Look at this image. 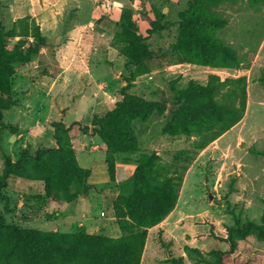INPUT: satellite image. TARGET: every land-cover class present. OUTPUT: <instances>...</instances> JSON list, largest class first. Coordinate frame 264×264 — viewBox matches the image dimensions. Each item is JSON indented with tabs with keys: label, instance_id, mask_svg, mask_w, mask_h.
<instances>
[{
	"label": "rangeland",
	"instance_id": "374dc122",
	"mask_svg": "<svg viewBox=\"0 0 264 264\" xmlns=\"http://www.w3.org/2000/svg\"><path fill=\"white\" fill-rule=\"evenodd\" d=\"M31 2L0 0V48L26 59L12 64L16 105L3 111L0 219L21 230L65 234L86 221L110 225L99 235L120 236L114 203L134 193L145 163L142 192L149 200L158 192L146 186L149 179L168 178L179 188L175 209L147 230L141 264H264V0H98L87 27L54 39L29 16ZM190 21L198 24L193 34ZM200 36L210 39L211 54L193 60L200 52L191 38ZM211 77L226 83L222 93L235 90L237 104L244 89L246 105L239 122L201 149L190 131L210 126L217 121L213 107L226 112L231 103L219 96L212 104L198 94ZM126 96L165 110L128 117L137 148L111 155L115 173L108 181L109 150L96 130ZM60 139L80 167L95 172L98 183L86 196L87 178L71 169L67 154L55 152ZM25 150L32 158L51 152L5 177L7 158L16 163ZM69 194L79 196L69 203ZM84 197L85 213L78 205ZM20 254L0 228V264Z\"/></svg>",
	"mask_w": 264,
	"mask_h": 264
},
{
	"label": "trees",
	"instance_id": "16d2710c",
	"mask_svg": "<svg viewBox=\"0 0 264 264\" xmlns=\"http://www.w3.org/2000/svg\"><path fill=\"white\" fill-rule=\"evenodd\" d=\"M216 4L227 2L229 0H208ZM21 19L15 22V25L24 22ZM200 23H208V19H201ZM197 23L190 21L188 30L194 33ZM15 36V35H13ZM42 38V37H41ZM39 38V39H41ZM0 39L2 35L0 34ZM45 40L44 37L41 39ZM191 42L200 53L194 55L193 60H201L210 55V47L207 37H192ZM22 53L16 49L7 51L0 48V93L6 96V99H0V136L4 125L3 111L15 106L16 103L11 99L12 77L14 75L12 64L16 61H25ZM226 83L220 82L217 77H211L207 87H199L198 94L202 98L208 99L212 104H216L221 96L231 101L228 111L221 112L213 106V113L216 114L215 120L210 126L203 125L202 129H193L200 138L199 147L204 149L210 143L219 138L225 131L239 122L245 111V90L242 89L240 102L237 104L238 95L234 89L222 93V88ZM217 100V101H216ZM220 102V101H219ZM157 110L159 113L164 112L165 108L159 104L147 103L139 98L125 97V102L119 105L114 111L109 112L99 122L100 129L96 130L99 136L107 144L109 153L106 157L108 173L110 180H114L115 164L111 155L120 151L133 152L137 148L135 136L129 125L126 124L130 115L141 116L146 119ZM203 110L196 112L195 116H202ZM193 119V114L188 116ZM122 125V129H119ZM61 130L67 128L62 125ZM59 150L55 151L60 154H67L66 160L69 162L71 169L78 174L84 175L87 180L90 177V171L80 167L74 157L73 150L68 147V143L59 140ZM28 150L22 152L18 162L14 163L7 158L5 167V177L19 172L27 171L29 161L39 163L44 153H50V150H42L34 158L28 156ZM142 163L141 167L135 174L136 189L130 198L119 197L114 203L115 222L119 226L122 236L111 238L106 235L88 234L83 228L78 229L73 234L54 231H38L34 229H18L14 225L5 224L0 219V228L6 229L14 240L15 249L20 251L18 259H14L11 264H141L142 256L146 246L147 230L161 223L176 207L178 201L179 184L174 183L171 179H149L146 186L155 185L158 192L149 200V195L142 192V177L146 167ZM91 186H84V196L89 194ZM53 190L49 187L48 193ZM79 195H67L65 200L69 203L75 201ZM13 249V247H12ZM187 251L192 249L187 247Z\"/></svg>",
	"mask_w": 264,
	"mask_h": 264
},
{
	"label": "crops",
	"instance_id": "0c3cea01",
	"mask_svg": "<svg viewBox=\"0 0 264 264\" xmlns=\"http://www.w3.org/2000/svg\"><path fill=\"white\" fill-rule=\"evenodd\" d=\"M98 2V0H32L31 7L29 4H26V7L29 13V16H32L36 19L38 25L40 26L41 32L46 39H54L59 34L67 32L69 29L75 30H82L87 27L89 22V14L92 12L91 7ZM96 5H94L95 7ZM93 13V12H92ZM99 150L91 151L96 152ZM78 157V155H77ZM78 159V158H77ZM105 163H106V156H105ZM80 164V163H79ZM81 166V165H80ZM107 172L108 166L106 163ZM87 169V168H84ZM90 171V177L88 179V184L92 187L96 185L98 182L95 181V172L93 169H88ZM110 180L109 173H108V181ZM86 197L78 203L80 209L83 213L84 211V203ZM84 202V203H83ZM104 213H102L103 215ZM83 218H85L83 214ZM113 220V219H112ZM114 224L119 228L117 223L113 221ZM80 228H83L87 231L88 234L92 235H99L101 231L106 232L108 226L110 225H103L97 226L93 224H87L85 222H81L78 224ZM77 225H73V228H76ZM120 229V228H119ZM59 231V230H56ZM121 232V230H120ZM111 238H119L122 236H109Z\"/></svg>",
	"mask_w": 264,
	"mask_h": 264
}]
</instances>
